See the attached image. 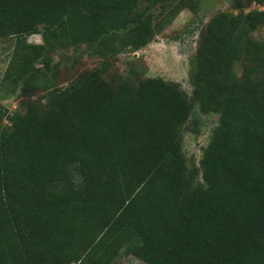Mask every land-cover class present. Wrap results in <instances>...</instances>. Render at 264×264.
I'll use <instances>...</instances> for the list:
<instances>
[{"label":"trees","instance_id":"16d2710c","mask_svg":"<svg viewBox=\"0 0 264 264\" xmlns=\"http://www.w3.org/2000/svg\"><path fill=\"white\" fill-rule=\"evenodd\" d=\"M190 3L0 0V40L18 39L5 79L27 90L38 61L79 46L108 71L106 58L145 48ZM261 26L264 10L215 16L190 96L159 78L113 85L97 70L49 96L45 113L14 118L0 133V264H113L125 249L149 264H264ZM37 34L42 44L26 42ZM194 107L219 116L203 182L183 151Z\"/></svg>","mask_w":264,"mask_h":264},{"label":"rangeland","instance_id":"374dc122","mask_svg":"<svg viewBox=\"0 0 264 264\" xmlns=\"http://www.w3.org/2000/svg\"><path fill=\"white\" fill-rule=\"evenodd\" d=\"M190 1V5L145 48L135 53L126 52L106 58L111 63L108 71H104L102 66L105 58L98 56L91 47L57 50L36 63V68L41 69V73L27 90H22L21 85L16 86L13 81L5 79L18 39L0 40V105L5 109V117L0 121V133L11 128L14 118H25L32 108L45 113L49 96L72 90L80 78L97 70L101 72L103 79L113 85L123 80L135 89L145 78H159L169 86L183 89L190 96L193 90L189 80L191 63L197 55L209 22L220 13L236 15L240 12L264 10V4L259 5L256 0ZM159 11V7L153 8L155 14ZM252 38L264 43V26L259 27ZM26 42L40 45L43 43L42 35L30 36ZM236 71L241 75L243 64H239ZM218 120V115H203L194 107L183 127V151L195 182H203L202 158ZM113 264L149 263L125 249Z\"/></svg>","mask_w":264,"mask_h":264}]
</instances>
